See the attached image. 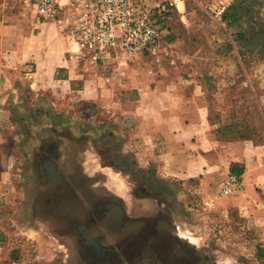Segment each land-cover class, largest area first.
<instances>
[{"label":"crops","instance_id":"crops-1","mask_svg":"<svg viewBox=\"0 0 264 264\" xmlns=\"http://www.w3.org/2000/svg\"><path fill=\"white\" fill-rule=\"evenodd\" d=\"M190 2L192 5L183 3L182 8L178 7L168 17L167 28L161 31L164 41L157 62L152 57H140L135 61L111 58L95 63L93 52L70 42L56 24L39 19L37 23L43 33L35 38L37 41L29 45L30 37L16 38V45L6 50L7 27L0 25V113L5 111L7 100L15 102L19 98L14 89L16 80L22 76L18 71L25 63L22 57L27 55L35 71L25 76L30 77L37 97L45 98L47 104L43 108L53 114H68L72 110L98 120L101 126L91 129L90 137H105L108 132L122 140L136 162L152 165L159 177L192 183L201 199L213 203L222 215L262 230L261 243L264 144L245 138L226 139L219 133L224 128L213 117L214 89L210 85L214 82L200 74L207 65L203 62L205 51H229L222 41L232 37L236 26L229 21L231 10L227 9L221 18H214L213 12L210 14L203 8L206 0ZM215 8L216 2L211 4V10ZM202 23L209 26L201 28ZM232 48L238 53L240 45L234 43ZM213 63L218 68L221 62ZM6 68L12 70L9 77ZM11 83L13 92L7 93L6 86ZM1 124L0 264L9 255L5 210L11 205L16 211L17 197L15 151L8 149ZM11 141L16 147L15 138ZM227 174L239 176L241 190L221 197L219 184ZM260 247L264 250V245Z\"/></svg>","mask_w":264,"mask_h":264},{"label":"rangeland","instance_id":"rangeland-1","mask_svg":"<svg viewBox=\"0 0 264 264\" xmlns=\"http://www.w3.org/2000/svg\"><path fill=\"white\" fill-rule=\"evenodd\" d=\"M222 1L227 6L221 14H213L214 18L223 17L229 9V21L236 28L231 38L222 41L229 51H205L203 62L207 65L200 74L214 82L210 85L214 89L213 117L224 128L219 133L226 139L245 138L264 144V0ZM206 2L203 8L211 14V4L217 5L219 0ZM183 3L192 5L190 0H184L177 2V6L182 8ZM171 15L162 21V30H166ZM37 21L23 1H0V25L7 27L4 48L15 46L16 38L30 37L29 45L37 41L35 38L43 33ZM202 24L201 28L209 26ZM234 43L240 45L238 53L232 50ZM22 60L25 63L18 69L22 76L14 89L19 98L15 102L7 100L5 111L0 113L6 145L14 149L17 165L16 211L11 205L5 210L9 255L2 264H78L71 243L36 211L41 185L30 161L37 146L45 141L57 145L62 172L78 169L97 176L98 188L120 196L131 214L156 215L163 220L180 238L181 264H264L262 230L222 215L213 203L201 199L192 183L159 177L152 165L136 162L122 140L108 132L105 137H90L92 130L101 126L98 120L72 110L68 114H53L43 108L47 104L45 98L37 97L30 77L25 76L35 71L31 68L32 60L27 55ZM213 61L221 62L220 66L214 68ZM5 73L9 77L12 70L6 68ZM9 91L13 92L12 83L6 86V92ZM73 162L76 165L72 167Z\"/></svg>","mask_w":264,"mask_h":264},{"label":"flooded vegetation","instance_id":"flooded-vegetation-1","mask_svg":"<svg viewBox=\"0 0 264 264\" xmlns=\"http://www.w3.org/2000/svg\"><path fill=\"white\" fill-rule=\"evenodd\" d=\"M46 142L30 161L41 185L36 211L71 243L78 264H181L180 238L163 220L131 214L97 176L62 172L57 145Z\"/></svg>","mask_w":264,"mask_h":264},{"label":"built area","instance_id":"built-area-1","mask_svg":"<svg viewBox=\"0 0 264 264\" xmlns=\"http://www.w3.org/2000/svg\"><path fill=\"white\" fill-rule=\"evenodd\" d=\"M0 1H23L41 22L56 24L70 42L93 52L95 63H103L111 58L135 61L140 57H152L157 62L162 21L177 12V2L184 0ZM226 6L225 1L219 0L213 13L221 14ZM240 190L239 176L227 174L218 191L226 197Z\"/></svg>","mask_w":264,"mask_h":264},{"label":"water","instance_id":"water-1","mask_svg":"<svg viewBox=\"0 0 264 264\" xmlns=\"http://www.w3.org/2000/svg\"><path fill=\"white\" fill-rule=\"evenodd\" d=\"M44 199H42V201H43Z\"/></svg>","mask_w":264,"mask_h":264},{"label":"trees","instance_id":"trees-1","mask_svg":"<svg viewBox=\"0 0 264 264\" xmlns=\"http://www.w3.org/2000/svg\"><path fill=\"white\" fill-rule=\"evenodd\" d=\"M235 175V174H234ZM237 176V175H236Z\"/></svg>","mask_w":264,"mask_h":264},{"label":"bare ground","instance_id":"bare-ground-1","mask_svg":"<svg viewBox=\"0 0 264 264\" xmlns=\"http://www.w3.org/2000/svg\"><path fill=\"white\" fill-rule=\"evenodd\" d=\"M65 166V165H64Z\"/></svg>","mask_w":264,"mask_h":264}]
</instances>
